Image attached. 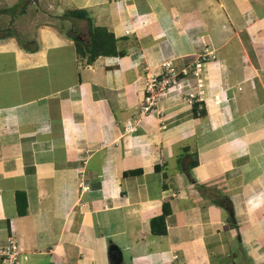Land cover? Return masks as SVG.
I'll list each match as a JSON object with an SVG mask.
<instances>
[{
  "label": "crops",
  "instance_id": "1",
  "mask_svg": "<svg viewBox=\"0 0 264 264\" xmlns=\"http://www.w3.org/2000/svg\"><path fill=\"white\" fill-rule=\"evenodd\" d=\"M72 9L122 55H79ZM205 48L204 114L175 91L142 115L148 74ZM10 235L18 264H114L111 245L119 264H264V0H0V248Z\"/></svg>",
  "mask_w": 264,
  "mask_h": 264
},
{
  "label": "built area",
  "instance_id": "2",
  "mask_svg": "<svg viewBox=\"0 0 264 264\" xmlns=\"http://www.w3.org/2000/svg\"><path fill=\"white\" fill-rule=\"evenodd\" d=\"M122 1V0H113ZM216 56L211 49L204 51L186 67L177 70L170 61L162 63L163 71L159 74L150 73L145 83V95L140 106L142 115H149L158 111L160 101L171 92H183L184 102L197 104V111L204 110L208 101L207 82H206V64L215 60ZM214 104L219 105L223 102L220 96L212 98ZM132 124L128 125L131 129ZM81 189H87L86 185L80 184ZM21 249L13 235L7 239V246L0 248V256L3 257L1 264H18Z\"/></svg>",
  "mask_w": 264,
  "mask_h": 264
},
{
  "label": "trees",
  "instance_id": "3",
  "mask_svg": "<svg viewBox=\"0 0 264 264\" xmlns=\"http://www.w3.org/2000/svg\"><path fill=\"white\" fill-rule=\"evenodd\" d=\"M64 16L74 17L77 19L86 20L89 27V44L84 43L79 38H74V43L76 46V52L79 55L86 57L88 63H92L95 59L100 56H118L122 55L121 51L117 49V40L114 37L113 33L109 31L106 27L103 26H94L91 22L90 17L88 16L86 10L84 9H72L67 10L64 13ZM191 109L195 116H202L204 110L197 111V104H193ZM196 161L192 162L194 165ZM138 171H131L130 173H136ZM197 188L201 191L203 197L208 199L210 202L224 208L231 218L233 217L232 205L229 197L225 194H222L215 187H205L197 185ZM16 205L17 210L20 215L26 213V200L25 195L22 192L16 193ZM169 214V209L167 204H163V211L159 216H156L150 221V230L152 234L160 235L165 233L166 224L165 219Z\"/></svg>",
  "mask_w": 264,
  "mask_h": 264
},
{
  "label": "water",
  "instance_id": "4",
  "mask_svg": "<svg viewBox=\"0 0 264 264\" xmlns=\"http://www.w3.org/2000/svg\"><path fill=\"white\" fill-rule=\"evenodd\" d=\"M109 256L114 264H119V262L122 260L121 252L115 245L110 246Z\"/></svg>",
  "mask_w": 264,
  "mask_h": 264
},
{
  "label": "rangeland",
  "instance_id": "5",
  "mask_svg": "<svg viewBox=\"0 0 264 264\" xmlns=\"http://www.w3.org/2000/svg\"><path fill=\"white\" fill-rule=\"evenodd\" d=\"M205 49H208V48H205ZM206 82H207V79H206ZM179 93L183 95V92H179Z\"/></svg>",
  "mask_w": 264,
  "mask_h": 264
}]
</instances>
